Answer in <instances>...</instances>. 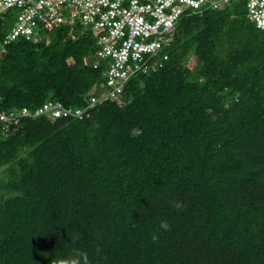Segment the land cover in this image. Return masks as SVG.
Masks as SVG:
<instances>
[{"label": "trees", "instance_id": "obj_1", "mask_svg": "<svg viewBox=\"0 0 264 264\" xmlns=\"http://www.w3.org/2000/svg\"><path fill=\"white\" fill-rule=\"evenodd\" d=\"M246 5L185 14L164 65L116 98L82 25L6 45L0 109L55 99L90 116L0 122V264L73 248L90 264H264V30Z\"/></svg>", "mask_w": 264, "mask_h": 264}, {"label": "built area", "instance_id": "obj_2", "mask_svg": "<svg viewBox=\"0 0 264 264\" xmlns=\"http://www.w3.org/2000/svg\"><path fill=\"white\" fill-rule=\"evenodd\" d=\"M231 0H0V52L8 43L27 38L39 40L46 27L67 24L92 30L98 50L93 65H106L104 79L110 88L104 97L116 98L129 79L162 67L178 21L188 13L203 12L225 5ZM247 14L257 28L264 30V0H247ZM91 98V104L98 101ZM90 116L88 108H71L50 99L30 109H0L3 131L24 116Z\"/></svg>", "mask_w": 264, "mask_h": 264}, {"label": "clouds", "instance_id": "obj_3", "mask_svg": "<svg viewBox=\"0 0 264 264\" xmlns=\"http://www.w3.org/2000/svg\"><path fill=\"white\" fill-rule=\"evenodd\" d=\"M161 227L167 229L168 224L162 222ZM72 239L74 240L75 238L73 237ZM58 264H90V260L86 252L73 248L70 254L62 258Z\"/></svg>", "mask_w": 264, "mask_h": 264}, {"label": "rangeland", "instance_id": "obj_4", "mask_svg": "<svg viewBox=\"0 0 264 264\" xmlns=\"http://www.w3.org/2000/svg\"><path fill=\"white\" fill-rule=\"evenodd\" d=\"M187 65H189L190 67H193L195 66V58H194V55H193V52H191L187 59H186V62H185Z\"/></svg>", "mask_w": 264, "mask_h": 264}]
</instances>
